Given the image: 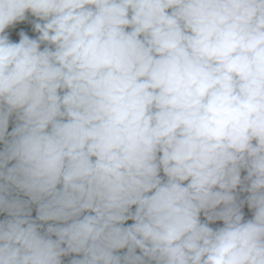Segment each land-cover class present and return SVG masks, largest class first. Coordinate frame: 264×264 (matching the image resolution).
<instances>
[{"label":"clouds","instance_id":"obj_1","mask_svg":"<svg viewBox=\"0 0 264 264\" xmlns=\"http://www.w3.org/2000/svg\"><path fill=\"white\" fill-rule=\"evenodd\" d=\"M0 264H264V0H0Z\"/></svg>","mask_w":264,"mask_h":264},{"label":"crops","instance_id":"obj_2","mask_svg":"<svg viewBox=\"0 0 264 264\" xmlns=\"http://www.w3.org/2000/svg\"><path fill=\"white\" fill-rule=\"evenodd\" d=\"M14 38H16L18 40V37H14ZM250 215H251L250 213H247L246 218H250Z\"/></svg>","mask_w":264,"mask_h":264}]
</instances>
